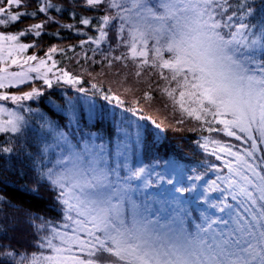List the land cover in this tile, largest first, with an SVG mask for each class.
<instances>
[{
	"label": "snow or ice",
	"instance_id": "obj_1",
	"mask_svg": "<svg viewBox=\"0 0 264 264\" xmlns=\"http://www.w3.org/2000/svg\"><path fill=\"white\" fill-rule=\"evenodd\" d=\"M255 3L67 0L65 6L35 0V10L28 12L23 9L30 0H0V134L8 138L0 141L2 167L18 178L31 172L32 187L11 183L37 199L40 188L53 192V207L61 213V222L53 223L0 195V214L8 217L6 208L21 213L38 237L30 252L0 244V264H264V3L260 10ZM78 7L103 15L79 16L78 25L83 27L57 19L67 13L76 20ZM23 18L39 22L8 31ZM50 25L57 31H46ZM61 29L79 38L78 45L69 46L72 55L57 45L37 55L39 38L64 39ZM28 36L32 41L23 42ZM58 53L74 60L81 72L73 75L58 67L54 58ZM92 65H99L100 73L88 71ZM108 74L120 77L123 95H134L139 91L136 85L146 86L137 106L124 109L139 120L161 127L151 117L139 115L143 112L139 105H150L154 93H159L165 107L178 116V125L195 122L192 130L202 134L198 147L220 162L205 168L214 179L187 177L203 180L204 190L197 197L207 202L203 210L184 207L162 218L153 207L161 201L144 195L150 181L135 183L146 168L130 167L120 144L116 156H124L123 163L111 160L105 145L97 144L91 134L78 136L71 111L67 132L42 116L40 130H32L33 145L25 117L5 106L11 102L22 108L25 101L43 97L45 86L67 85L86 93L85 76L96 80ZM21 85H29L30 91H10ZM91 88L110 104L124 107L121 93L111 86L97 81ZM141 127L137 124V144ZM158 143L154 138L153 144ZM33 146L35 151H29ZM170 167L177 171L178 166ZM178 176L182 183V171ZM191 190L173 186L166 195L181 204V195ZM193 211L199 215L193 217ZM15 224L13 218L8 227L15 230ZM7 230L0 224V235L6 236Z\"/></svg>",
	"mask_w": 264,
	"mask_h": 264
},
{
	"label": "trees",
	"instance_id": "obj_2",
	"mask_svg": "<svg viewBox=\"0 0 264 264\" xmlns=\"http://www.w3.org/2000/svg\"><path fill=\"white\" fill-rule=\"evenodd\" d=\"M53 2H63L65 6H67V0H53ZM262 3H264V0H256L255 7L260 10V5ZM35 7V0H30V6L23 10L31 12L35 10ZM75 11L79 14L76 20L70 19L67 13L63 16L57 15V19H59L61 23H77L78 27H83L78 25L79 16L103 15V13L94 11H84L79 7L76 8ZM52 14L56 15L54 12ZM36 22H39V20L23 18L21 22L9 28L8 31L15 32ZM46 31L55 32L57 31V28L55 25H50ZM60 33L64 39L50 37L48 35H43L39 38L38 43L40 44V48L36 50L37 55L43 56L47 48L57 45L63 47L66 50L67 55L71 56L73 50L69 46L78 45L79 38L74 36L70 31H65L63 29L60 30ZM89 34L94 33L90 32ZM112 35L113 34L110 33V36ZM32 39V36H28L22 38V41L31 42ZM75 51L80 52L81 50L77 47L75 48ZM32 52L33 49H29L27 54L31 55ZM54 58L58 61V67H63L65 70L71 71L73 75L81 72L80 67L74 60L62 57L59 53L56 54ZM81 64H83V59H81ZM93 69L95 70L94 74H98L101 71L99 65H92L88 68V71H92ZM100 77L101 76H97V79L93 80L90 77L85 76L86 82L83 86L87 89L86 93L77 92L75 88H71L67 85L57 86L52 89H48L45 86L43 97L37 100L25 101L22 108H17L15 105H12L11 102H6L5 105L18 109L21 114L24 115L29 125L28 137L33 145L35 144V137H33L32 130H40V126L44 124V120L41 119L42 116L49 121L56 122L67 132L70 130L67 127V124L69 121V112L71 111L76 117V123L73 124V129L77 130L78 136L83 135L87 137L89 134H91V136L96 134L95 139L97 144L107 145L108 143H112L120 131L127 129L128 131L134 130L135 132V130L138 131L137 124L142 125L139 129L143 142V150L141 152L142 160L139 162L136 158V164H133V168L139 167V165L142 164L146 168L153 170L155 167L160 168L161 163H169L178 166L177 171H182V173L187 176L201 175L208 179L215 178L211 173L205 174V168L212 164L219 165L220 162L216 161L215 157L211 156L210 153H206L203 149L198 147L197 142H202V134L198 130H192L197 127L195 122L188 121L191 125L189 130L185 128L187 126L175 127L174 125L176 123H170L168 121H166L168 122L166 123L163 121V117H161L154 119L156 123L161 125L159 129H156L151 120L141 121L138 117L132 116L131 112L124 111V109L128 107H136V99L140 98L142 96L141 94L136 96V99L133 100H127L122 97V99L125 100L124 107H117L114 104H110L103 98L102 94L96 93V90L91 88V84L96 83L97 81L102 82L105 88L109 87L104 81L99 80ZM35 82L36 86L42 84V81ZM26 87L23 86L18 89H10V91L20 93L24 91ZM156 95L157 93H154V96ZM69 101H71V103H69ZM28 108L32 109V111H24V109ZM139 115L150 117L149 113L144 109ZM130 118L131 124L129 125ZM175 118L177 119V117ZM204 135H207V133H204ZM212 135L215 136V134ZM154 138L159 141L158 144H153ZM7 139L8 138L4 134H0V141L6 142ZM29 151H35V146L29 148ZM14 162L15 161L13 160V163ZM2 165L3 158L0 157V195L5 196L14 204L21 205L25 209H31L33 212L38 213L47 220H51L53 223L61 222L60 213L53 207V204L55 203L53 192L48 191L46 188H40V198L38 199L19 192L11 181L15 180L17 185L26 184L29 187H32V173L27 172L24 177L18 178L11 173L5 172ZM161 168H163V166H161ZM5 179L9 181L7 185L2 182ZM184 179L185 181L183 182V185L189 188L191 183L187 181V178ZM152 193H154V190ZM191 193L193 192H186V203L191 209H195L191 205L195 204L196 195H192ZM155 194H157V192H155ZM152 197L154 198L156 196L153 194ZM198 204L200 205L201 203H197L196 206H198ZM206 206V204L201 206V209L203 210V207ZM6 212L8 213V217L0 214V224H3L8 228L6 236L0 235V244H9L11 248L17 250L27 249L29 252L33 251L34 248L32 245L38 238L37 235H30V237L26 236V232L21 230L23 229V224L17 223V221L15 224V230L8 227L9 224L13 222V218L16 220L18 215L21 221H23L24 218L21 213H16L12 208H6ZM193 213H195V211H193ZM37 223H39V221Z\"/></svg>",
	"mask_w": 264,
	"mask_h": 264
},
{
	"label": "rangeland",
	"instance_id": "obj_3",
	"mask_svg": "<svg viewBox=\"0 0 264 264\" xmlns=\"http://www.w3.org/2000/svg\"><path fill=\"white\" fill-rule=\"evenodd\" d=\"M10 70H17V69L13 68ZM99 80L104 81V83L111 86L114 91L120 92L122 97L126 98L127 100H129V99L133 100V99H136V96H138L139 94L142 95V91L145 90V87H146L143 84L136 85L134 87L139 88V91H136L134 95L131 93L127 94V95H123L122 89H120V86L118 83L120 80V77H117V76L112 75V74H108V75L101 76L99 78ZM34 82L35 81H33L32 83H34ZM129 83H131V77L129 78ZM34 84L36 85V82ZM23 86H25V87L28 86L25 88L24 91H29V89H30L29 85H21V86H19V88L23 87ZM17 94H20V93H17ZM165 103H166L165 99L161 98L159 93H157V95L154 96V100L150 105L142 102L140 104V107L143 108L144 110H146L153 120L163 117L164 122L168 121L170 123H176V118L172 115L171 109L165 107ZM5 106L8 107L7 105H5ZM13 109H15L17 112H19L21 114V112L18 109H16V108H13ZM21 115H23V114H21ZM176 117L178 119V116H176ZM168 122H166V123H168ZM174 126L175 127L187 126L185 128L189 129L191 125H190V122L187 121L183 125H178L176 123ZM28 131L29 130L27 129V132ZM125 133H127L126 138H125ZM136 133H137V130H135V132H134V130L128 131L127 129L126 130L124 129L118 133V136L116 137V139L112 143H108L107 145H105V147L108 149L111 160H119L121 163L124 162V156H116L117 144L121 145V152L126 154V157H127L126 162L130 167L133 168V164H136L135 163L136 158L138 159L139 162L142 160L141 152L143 150V147H142L143 142L141 139V142L139 144H137ZM95 136H96V134L92 135V137H95ZM125 143L127 145L126 148L123 147V145ZM170 165H172V164L161 163L160 168H161V166H163V168L160 169L158 167H155L153 170H151V169L146 168L145 166H143L141 164V165H139V167H145L146 173H145V175H143L141 177L140 180L135 181L136 184H142L145 180L150 181L149 187L144 190V195L152 197L154 194V196H156L154 198L161 201V203H159V204H154L153 207L158 208L160 210V215L162 218L167 217L168 214H170V213H174V210H175V212L179 213L180 210L184 207H187L190 211L192 210L190 208V206L187 205V203H186L187 202L186 193H183L182 195L177 194V195H181V201H182L181 204H176L174 202H171L170 197H167V195H166V190L172 189L173 186L185 187V185H183V182L185 181V179H183L182 183H178L177 181L179 179V176H178L179 171H172ZM122 174H123V171H122ZM182 175L184 178L189 177L183 173H182ZM160 177H162V179ZM169 179L172 180V184L167 183V181ZM204 179L210 180V179L205 178V177H204ZM187 181H189L191 183V185H189V188L192 189L190 192H193L191 194L196 195V196L194 195L196 197L195 198V204L194 205L190 204V205L193 206L195 209L202 210L201 206H204L205 204L207 205V202L203 199V197H199V198H197V197H198V194L204 190L205 185L203 183V180L193 182L192 180L187 179ZM193 185H195V188H192ZM153 190H154V193H152ZM155 192H157V194H155ZM209 195L215 196L216 194H209ZM140 198L143 199L144 197L141 196ZM165 200H168L169 202L165 203L164 202ZM197 203H201V204L200 205L198 204V206H196ZM60 215H61V213H60ZM192 215H193V217L198 216L199 211H195V213L192 212ZM16 221H17V223L23 224V229H21V230H24L26 232V236L30 237V235L31 236L35 235L34 231L32 230V227H30L28 224L23 223V221L20 220L19 215L16 217Z\"/></svg>",
	"mask_w": 264,
	"mask_h": 264
}]
</instances>
